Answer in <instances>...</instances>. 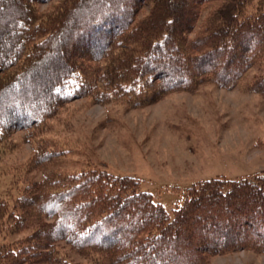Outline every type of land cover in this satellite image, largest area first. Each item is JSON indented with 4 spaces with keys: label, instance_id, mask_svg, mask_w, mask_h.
<instances>
[{
    "label": "trees",
    "instance_id": "16d2710c",
    "mask_svg": "<svg viewBox=\"0 0 264 264\" xmlns=\"http://www.w3.org/2000/svg\"><path fill=\"white\" fill-rule=\"evenodd\" d=\"M254 66L245 87L264 95V0H0V143L77 98L138 106ZM242 249L264 253V171L199 180L171 211L105 168L0 197V264H207Z\"/></svg>",
    "mask_w": 264,
    "mask_h": 264
},
{
    "label": "rangeland",
    "instance_id": "374dc122",
    "mask_svg": "<svg viewBox=\"0 0 264 264\" xmlns=\"http://www.w3.org/2000/svg\"><path fill=\"white\" fill-rule=\"evenodd\" d=\"M261 71L254 66L232 86L206 81L138 106L74 99L36 130L0 143V197L11 200L51 172L105 168L139 177L142 189L171 211L199 180L264 171V95L245 87ZM45 153L54 156L36 164ZM61 252L88 260L66 247ZM207 264H264V253L230 251Z\"/></svg>",
    "mask_w": 264,
    "mask_h": 264
}]
</instances>
